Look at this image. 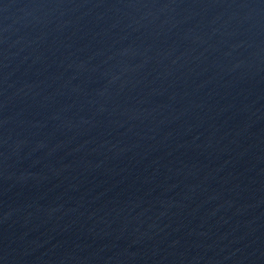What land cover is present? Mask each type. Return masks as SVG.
I'll return each instance as SVG.
<instances>
[{
    "label": "water",
    "instance_id": "obj_1",
    "mask_svg": "<svg viewBox=\"0 0 264 264\" xmlns=\"http://www.w3.org/2000/svg\"><path fill=\"white\" fill-rule=\"evenodd\" d=\"M0 264H264V0H0Z\"/></svg>",
    "mask_w": 264,
    "mask_h": 264
}]
</instances>
